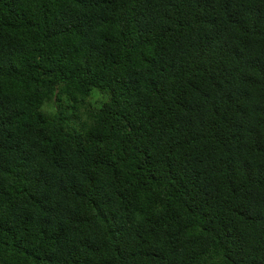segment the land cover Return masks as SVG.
I'll list each match as a JSON object with an SVG mask.
<instances>
[{
    "label": "trees",
    "instance_id": "1",
    "mask_svg": "<svg viewBox=\"0 0 264 264\" xmlns=\"http://www.w3.org/2000/svg\"><path fill=\"white\" fill-rule=\"evenodd\" d=\"M0 264H264V0H0Z\"/></svg>",
    "mask_w": 264,
    "mask_h": 264
}]
</instances>
